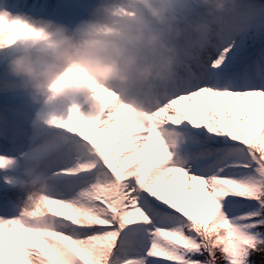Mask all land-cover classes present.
<instances>
[{"label": "snow or ice", "instance_id": "snow-or-ice-1", "mask_svg": "<svg viewBox=\"0 0 264 264\" xmlns=\"http://www.w3.org/2000/svg\"><path fill=\"white\" fill-rule=\"evenodd\" d=\"M41 36L0 16V47ZM181 60L148 113L93 87L95 116L73 105L46 121L29 155L54 226L0 213V264H64V251L71 264H264V0H238ZM161 125L179 136L175 155Z\"/></svg>", "mask_w": 264, "mask_h": 264}, {"label": "clouds", "instance_id": "clouds-1", "mask_svg": "<svg viewBox=\"0 0 264 264\" xmlns=\"http://www.w3.org/2000/svg\"><path fill=\"white\" fill-rule=\"evenodd\" d=\"M237 3L94 0L75 24L34 21L42 36L23 41L18 47H0V52L14 49L3 67L37 108L68 99L91 118L102 108L93 91L97 87L115 92L120 102L139 116L158 104L159 96L177 75L185 51L208 43ZM8 9V0H0V16L10 18ZM159 130L175 155L178 134L163 125ZM17 191L22 196L15 208L17 218L28 228H53L50 206L42 204L49 182L39 168L19 179ZM61 259L71 264L72 254L64 251Z\"/></svg>", "mask_w": 264, "mask_h": 264}, {"label": "rangeland", "instance_id": "rangeland-1", "mask_svg": "<svg viewBox=\"0 0 264 264\" xmlns=\"http://www.w3.org/2000/svg\"><path fill=\"white\" fill-rule=\"evenodd\" d=\"M93 2L94 0H8L9 10L13 15L24 13L36 20H54L68 25L75 24L82 19L86 8ZM11 51L5 52L9 54ZM3 64V57L0 55V84H6L0 88L2 90L0 92V142H3L4 148L8 152H13L17 157L4 152L0 154L14 158L20 177L6 182V177L0 176V179H4L0 180V213L14 210L22 199L21 194L17 191L19 179L24 178L26 173L37 168L40 170L42 167L35 161L31 164V169L28 170L23 164V158L30 153L29 149L34 148L38 134L48 127L35 121L38 108L31 104L25 94L19 91L18 84L5 83V80L9 81L12 78L4 70ZM71 106L70 103L64 104L63 108L67 110L66 115ZM34 124L41 128L33 130ZM10 177L12 176L7 175V178Z\"/></svg>", "mask_w": 264, "mask_h": 264}, {"label": "bare ground", "instance_id": "bare-ground-1", "mask_svg": "<svg viewBox=\"0 0 264 264\" xmlns=\"http://www.w3.org/2000/svg\"><path fill=\"white\" fill-rule=\"evenodd\" d=\"M9 19L10 20L11 19H20L22 22L28 23L30 26L35 28L34 21H36V19L29 17L27 14H24V13L23 14H16V15L12 14ZM22 42L23 41L18 42L16 46L18 47ZM7 51H11V49H9ZM13 52H14V49L10 52L11 54L10 53L8 54V52H5V51L4 52H0V55L3 57V63L7 60V58L10 55L13 54ZM1 83H3V82H1ZM5 83H10L11 85H17L16 84L17 82L15 80H13V79H11L9 81L5 80ZM2 86H6V84H0V88ZM0 92H2L1 89H0ZM2 96H4V95L2 94ZM65 103H70L71 104L70 100L65 99V100L57 101V102H55L54 104H52L51 106H49L47 108H38L37 109L38 111L36 112V116H35V121H37V123L41 122V124L45 126V125H47L46 121L52 116H55V117L60 118V119H64V116H65V118H66L67 117V115H66L67 110H65L63 108ZM33 126H35V128L33 130H37V128H41V127H38V125H36V124H34ZM4 146L5 145L3 144V142L2 143L0 142V153H3V152L5 154L9 153L11 156L17 157V155L14 154L13 152H8L7 149L4 148ZM29 150H31V149H29ZM0 156H5L7 158L12 159V161H13V163H11L10 165L6 166L3 169H0V176L3 177V178L7 177V175L12 176V177L8 178V180L13 179V178L16 179L17 177H20V175H18V172H19L18 170L19 169H16V161L14 160V158L13 157H8V156L3 155V154H0ZM30 160H31V157H30V155L28 153L23 158V162H24L23 164L26 165L28 170L31 169V164H33L35 162L34 160H31V161ZM20 169L22 170V168H20ZM0 180H4V179L1 178Z\"/></svg>", "mask_w": 264, "mask_h": 264}, {"label": "trees", "instance_id": "trees-1", "mask_svg": "<svg viewBox=\"0 0 264 264\" xmlns=\"http://www.w3.org/2000/svg\"><path fill=\"white\" fill-rule=\"evenodd\" d=\"M251 259H252L253 261H256L257 264H259V261L261 260V256H260V255H253V256L251 257Z\"/></svg>", "mask_w": 264, "mask_h": 264}]
</instances>
